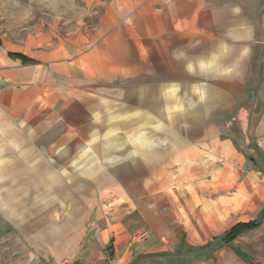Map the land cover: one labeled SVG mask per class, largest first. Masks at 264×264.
<instances>
[{"label":"crops","instance_id":"1","mask_svg":"<svg viewBox=\"0 0 264 264\" xmlns=\"http://www.w3.org/2000/svg\"><path fill=\"white\" fill-rule=\"evenodd\" d=\"M143 12L144 24L158 23V36L145 35L136 46L118 43L113 34L78 54L39 44L34 37L27 46L0 45V264H134L138 257L154 264H256L227 246L208 256L189 250L207 243L172 241L174 247L167 249L168 242L155 248L150 245L157 241H143L133 246L128 219L136 202L161 197V191L134 173L130 152L118 163L112 151L118 145L108 152L112 146L104 145L102 134L104 127L118 134L119 125H131L133 118L145 123L163 116L159 152L151 157L159 166L181 165L184 134L192 144L220 142V132L209 121L204 125L203 116L191 120L184 133L182 103L205 107L229 101L232 91L240 97L248 71L262 70L244 119V145L255 151L238 158L257 170L243 174L251 183L256 216L229 229L259 219L263 223L264 0H148ZM116 16L118 22L124 19L118 11ZM141 70L142 75L136 72ZM184 75L199 86L191 82L186 91ZM119 82L125 84L124 96L113 88ZM213 86L222 89L217 99L192 92ZM197 106L192 105L194 112ZM138 108L143 115L135 116ZM171 119L175 126L167 124ZM223 142L233 146L230 137ZM91 150L100 158L107 153L105 168L100 158L89 156Z\"/></svg>","mask_w":264,"mask_h":264},{"label":"rangeland","instance_id":"2","mask_svg":"<svg viewBox=\"0 0 264 264\" xmlns=\"http://www.w3.org/2000/svg\"><path fill=\"white\" fill-rule=\"evenodd\" d=\"M147 2L148 0H0V45L27 46V39L34 37L39 44L51 43L69 48L72 54H78L90 50L104 37L113 34L118 38V43L127 41L126 45L129 47L136 46V42H141L145 35L158 36L157 22L150 23L149 27L148 23L144 24L142 21L143 6ZM117 11L124 16L121 22L117 21ZM152 11L158 13L157 5L152 4ZM101 35L102 38L95 40ZM14 56L19 57L21 54L16 53ZM22 59L28 61L23 56ZM136 72L141 75L143 73L142 70ZM262 73V70L248 71L243 95L240 97L232 91L229 101L215 100L209 105L204 103L205 107L197 106L196 102L182 103L186 110L179 125L184 133L190 129L191 120L195 122L196 117L203 116L204 125L209 121L220 132V142L200 141L192 144L187 141V133L184 134L181 165L154 164L152 157L159 152V128H163L166 121L162 119L163 116H152L150 113L147 117L152 116V119L148 122L144 123L142 118L139 121L133 118L131 125L124 121L119 125L118 134L104 127L103 143L112 146L108 148V152L114 145H118V148L112 150L117 155L118 163L126 161L127 152H130L131 158L128 159L134 173L141 180L147 178L145 184L150 183L152 189L161 191L158 194L162 195L148 197L145 203L144 200L142 203L136 202V212L128 219L132 229L130 241H133L132 237L137 232L145 231L147 234L142 240L131 242L133 246L143 241H157L155 245H150L155 248L159 243L164 245L168 242V245L165 244L167 249L174 247L172 241L194 245L209 243L206 250L193 254L208 256L214 248L227 246L243 259L264 264V221L257 227L252 222L248 227H241L233 233L229 229L238 221H249L256 216V201L253 193L248 191L251 183L243 180V174L247 176L252 170H257L253 165L243 166L238 158L242 154L251 157L253 154L250 153L255 151L254 149L252 152L244 145L245 138H248L244 130V119L245 110L250 111L253 107L252 100L256 86L262 82ZM154 74L158 72L152 71V76ZM183 80V86L188 92L191 82L193 86H199L190 75H184ZM113 88L122 89V96L126 94L125 84L122 82L113 85ZM203 88L192 92L214 94L216 99L222 93L221 87ZM235 98L237 101H234ZM192 105L199 107V112H194ZM143 114L142 108H138L135 116ZM170 121L167 120V124L175 126V121ZM228 137L233 139V146L223 142ZM95 152L88 151L89 156L99 159V156H94ZM105 155L100 158L102 161L99 159L103 168L109 162ZM118 168L121 169L122 165H118ZM81 169L89 170L90 166H82ZM174 177L177 178L176 181ZM142 182H138L141 187ZM243 191L249 196L245 197ZM138 259L139 257L134 260V264H154L149 258Z\"/></svg>","mask_w":264,"mask_h":264},{"label":"trees","instance_id":"3","mask_svg":"<svg viewBox=\"0 0 264 264\" xmlns=\"http://www.w3.org/2000/svg\"><path fill=\"white\" fill-rule=\"evenodd\" d=\"M253 222V223H252ZM254 224L255 227L259 226L261 224V219L257 220V221H250V222H243V223H238L236 225H234L231 229H230V233H233L235 230L239 229V228H243V227H248L250 224ZM210 244L208 243L206 246H209ZM206 247H198V248H193V249H189V250H194V251H198V250H204Z\"/></svg>","mask_w":264,"mask_h":264},{"label":"built area","instance_id":"4","mask_svg":"<svg viewBox=\"0 0 264 264\" xmlns=\"http://www.w3.org/2000/svg\"><path fill=\"white\" fill-rule=\"evenodd\" d=\"M146 234L147 233L145 231L135 233L134 236L132 237L133 241L131 242H138L142 240L146 236Z\"/></svg>","mask_w":264,"mask_h":264}]
</instances>
